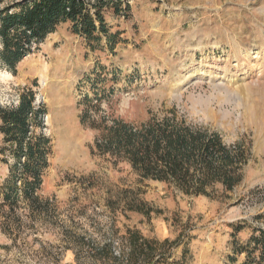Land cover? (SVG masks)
Listing matches in <instances>:
<instances>
[{"label":"rangeland","instance_id":"obj_1","mask_svg":"<svg viewBox=\"0 0 264 264\" xmlns=\"http://www.w3.org/2000/svg\"><path fill=\"white\" fill-rule=\"evenodd\" d=\"M111 4L102 14L113 42L102 36L91 49L65 22L14 71L0 64V106L34 91L44 113L32 131L51 146L40 213L21 197L14 209L3 202L14 160L0 151V264H77L73 232L98 242L115 234L117 251L125 249L127 228L168 240L163 264H241L243 254L228 260L233 234L244 243L264 227L256 219L264 212V0H120L119 14ZM172 107L226 144L248 149L242 179L227 195L187 196L158 181L137 182L124 164L113 167L108 156L91 152L112 120L137 125ZM125 188L152 211H128ZM236 224L243 226L238 232Z\"/></svg>","mask_w":264,"mask_h":264},{"label":"trees","instance_id":"obj_2","mask_svg":"<svg viewBox=\"0 0 264 264\" xmlns=\"http://www.w3.org/2000/svg\"><path fill=\"white\" fill-rule=\"evenodd\" d=\"M112 3V4H111ZM120 0H0V64L14 71L16 64L53 33L60 23L68 22L70 32L79 35L96 49L102 36L113 42L102 10L108 4L119 14ZM128 7V6H127ZM35 93L23 90L15 105L0 106L2 153L9 151L14 162L2 188L3 202L14 209L21 197L31 212H42L38 194L42 175L51 153L50 139L32 131L42 123L44 108L35 106ZM91 152L106 155L111 165L124 164L137 182L152 180L164 183L187 196L216 197L220 190L227 195L241 181L240 170L248 160V149L241 143L226 144L220 133L208 126L188 122L176 108L164 110L135 125L114 119L100 128ZM121 192L128 211L149 214L145 202L132 189ZM264 223V212L256 216ZM243 228L236 224L235 231ZM114 233H117L115 230ZM70 234V233H69ZM113 235L98 242L84 233L69 236L77 264H163L167 255L161 249L168 245L142 236L127 228L120 236L123 250L115 249ZM233 255H242L241 264H264V227L252 229L244 243L232 236ZM116 251V252H115Z\"/></svg>","mask_w":264,"mask_h":264},{"label":"bare ground","instance_id":"obj_3","mask_svg":"<svg viewBox=\"0 0 264 264\" xmlns=\"http://www.w3.org/2000/svg\"><path fill=\"white\" fill-rule=\"evenodd\" d=\"M6 76H10V74L8 72H5Z\"/></svg>","mask_w":264,"mask_h":264}]
</instances>
